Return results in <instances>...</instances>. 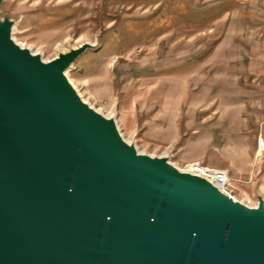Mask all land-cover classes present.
Returning a JSON list of instances; mask_svg holds the SVG:
<instances>
[{"label": "water", "instance_id": "1", "mask_svg": "<svg viewBox=\"0 0 264 264\" xmlns=\"http://www.w3.org/2000/svg\"><path fill=\"white\" fill-rule=\"evenodd\" d=\"M1 3V0H0ZM0 16V264H264V199L248 206L141 153Z\"/></svg>", "mask_w": 264, "mask_h": 264}, {"label": "rangeland", "instance_id": "2", "mask_svg": "<svg viewBox=\"0 0 264 264\" xmlns=\"http://www.w3.org/2000/svg\"><path fill=\"white\" fill-rule=\"evenodd\" d=\"M0 16L45 62L92 43L65 75L141 153L213 181L190 163H221L224 151L262 139L264 0H1ZM229 175V193L258 205Z\"/></svg>", "mask_w": 264, "mask_h": 264}, {"label": "crops", "instance_id": "3", "mask_svg": "<svg viewBox=\"0 0 264 264\" xmlns=\"http://www.w3.org/2000/svg\"><path fill=\"white\" fill-rule=\"evenodd\" d=\"M263 103H264V97H263ZM261 137L262 139H259L258 135L255 134L254 136L249 137L250 140L246 147L235 146L234 152H237L236 154L232 152L230 149L224 151L226 155H223L224 159L221 163L214 164L211 161H209L207 162V164L204 163L205 165L204 164L201 165L206 166L207 169H211V170L212 167L218 168V165L222 167H226L227 169H229L230 171L229 173L233 177L234 181L239 182V179L240 180L243 179L246 183L242 185L240 183L236 184V182H234V189L237 192H240L241 194H245L246 196H251L252 199L256 201L259 199V197L264 198V128ZM241 138L242 137L238 134L237 136L227 140L241 141ZM205 148L207 151L204 153V155H201L200 157V160L203 161L207 160L208 150H210V147L208 145L205 146ZM217 155H219V153H217ZM208 175L212 176V180L214 182L216 183L220 182L219 179L216 178L211 171H208ZM220 186L226 191L225 187L222 186V183L220 184ZM226 192L230 194L228 191Z\"/></svg>", "mask_w": 264, "mask_h": 264}, {"label": "built area", "instance_id": "4", "mask_svg": "<svg viewBox=\"0 0 264 264\" xmlns=\"http://www.w3.org/2000/svg\"><path fill=\"white\" fill-rule=\"evenodd\" d=\"M190 164H195V165H197V167H201V163H199V162H192ZM212 170L218 172V178L221 179L222 186L227 187L228 192H231L229 190L231 178H230L228 171L224 170V169H218L215 167H212Z\"/></svg>", "mask_w": 264, "mask_h": 264}, {"label": "bare ground", "instance_id": "5", "mask_svg": "<svg viewBox=\"0 0 264 264\" xmlns=\"http://www.w3.org/2000/svg\"><path fill=\"white\" fill-rule=\"evenodd\" d=\"M90 43V42H89ZM92 44V43H91ZM23 47V46H22ZM24 48V47H23ZM31 52V51H30ZM33 55H39V54H35V53H33V52H31ZM56 59V58H55ZM43 60V59H42ZM45 62V61H44ZM48 62H50V61H48ZM86 103V102H85ZM108 118V117H107ZM127 143L128 144H130V145H133V143H130V142H128L127 141ZM180 170V169H179ZM181 171H183V170H181ZM189 172H191V173H195V171H189ZM211 172L214 174V176L216 177V178H218V172H216V171H214V170H211ZM201 174V173H200ZM199 174V175H200ZM202 177H204V178H206L205 176H202ZM207 179V178H206ZM219 179V178H218ZM209 181H211L210 179H208ZM219 181H221V179H219ZM212 183H214L215 185H217L222 191H224L223 189H222V187L220 186V183H216V182H214V181H211ZM225 192V191H224ZM226 193V192H225Z\"/></svg>", "mask_w": 264, "mask_h": 264}]
</instances>
